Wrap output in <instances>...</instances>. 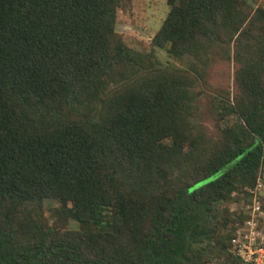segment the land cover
I'll return each mask as SVG.
<instances>
[{
	"label": "trees",
	"instance_id": "trees-1",
	"mask_svg": "<svg viewBox=\"0 0 264 264\" xmlns=\"http://www.w3.org/2000/svg\"><path fill=\"white\" fill-rule=\"evenodd\" d=\"M123 1L0 0V264H245L243 215L215 208L264 165V8L166 0L153 47L205 62L235 41L243 61L238 120L205 146L192 77L146 70L115 28ZM48 199L79 227L50 224Z\"/></svg>",
	"mask_w": 264,
	"mask_h": 264
},
{
	"label": "rangeland",
	"instance_id": "rangeland-1",
	"mask_svg": "<svg viewBox=\"0 0 264 264\" xmlns=\"http://www.w3.org/2000/svg\"><path fill=\"white\" fill-rule=\"evenodd\" d=\"M245 1L248 4L246 8L251 13L257 5L264 8V0ZM168 10L166 0H124L117 9L115 28L129 47L149 56L152 63L148 64L146 70L165 68L170 73H183L192 77L193 81L188 87L191 95L189 119L193 131L205 146L216 145L223 140L228 128L238 120L239 115L231 108L242 94L237 80V69L243 61L235 57V41L226 49L217 44L211 46L205 62L191 55L179 57L167 52L165 48L153 47L151 37ZM111 88L112 83L108 88L109 92ZM101 104L98 102V109L101 108ZM258 175L264 180V165L259 168ZM240 196V190L234 189L229 199L218 203L215 211L219 219L241 213ZM58 204L51 199L45 200L44 213L48 222L61 228H78L76 221L65 222L61 216L55 214L54 207ZM229 225L230 222L227 227Z\"/></svg>",
	"mask_w": 264,
	"mask_h": 264
},
{
	"label": "built area",
	"instance_id": "built-area-1",
	"mask_svg": "<svg viewBox=\"0 0 264 264\" xmlns=\"http://www.w3.org/2000/svg\"><path fill=\"white\" fill-rule=\"evenodd\" d=\"M264 180L260 175L255 182L241 191L242 219L230 237L234 254L245 264H264Z\"/></svg>",
	"mask_w": 264,
	"mask_h": 264
}]
</instances>
